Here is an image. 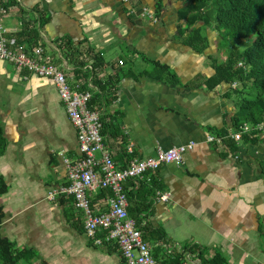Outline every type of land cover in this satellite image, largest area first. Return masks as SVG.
I'll return each instance as SVG.
<instances>
[{
  "label": "crops",
  "instance_id": "obj_1",
  "mask_svg": "<svg viewBox=\"0 0 264 264\" xmlns=\"http://www.w3.org/2000/svg\"><path fill=\"white\" fill-rule=\"evenodd\" d=\"M160 1L157 11V0H17L8 5L13 7L3 22L28 47L42 44L72 81H87L94 93V76L117 80V98L106 105V116L119 128L118 135L110 136L117 166L125 165L130 141L141 158L155 155L158 147L195 141L181 163L147 173L162 193H170L168 200L151 196L144 213V237L157 251L158 264L176 253L184 255L183 264H201L202 251L207 260L220 253L226 264H261L264 132L244 133L247 137L243 134L239 141L227 139L226 147L207 141L208 135L234 131L239 98L231 91L239 84L212 82L217 64L228 58L229 44L215 23L196 21L190 26L181 18L185 0ZM192 27L204 41L188 42ZM67 41L80 51H70ZM96 54L103 58L98 70L93 67ZM80 60L85 65L78 68ZM43 108L56 114L58 152L50 145L39 150L40 141L24 134L37 131L27 116ZM20 113L24 122L15 118ZM0 119L8 141L0 174L10 185L0 195V231L17 248H33L41 257L21 264H124L119 249L110 252L108 245H97L87 235L73 197L48 200L51 188L68 182L65 158L79 156L77 131L55 83L27 73L19 77L12 63L0 60ZM102 190L109 191L91 195L96 211L109 208L110 194L100 196ZM132 209L137 202L129 199L135 217Z\"/></svg>",
  "mask_w": 264,
  "mask_h": 264
},
{
  "label": "built area",
  "instance_id": "obj_2",
  "mask_svg": "<svg viewBox=\"0 0 264 264\" xmlns=\"http://www.w3.org/2000/svg\"><path fill=\"white\" fill-rule=\"evenodd\" d=\"M7 1L0 0V60L12 63L19 77L27 73L52 80L77 131L79 156L75 160L65 158L68 182L51 188L47 193L48 200L54 201L63 195L73 197L74 205L83 213L87 235L97 245H117L125 264H158L151 244L144 237L146 215L136 218L130 214L128 192L140 187L143 181L151 183L153 178L147 175L148 172L164 164L181 163L185 153L194 148L195 141L166 149L158 147L155 155L144 158L136 155L134 143L130 141L124 150L125 165L117 166L111 155V137L103 134L104 123L108 119L106 106L92 107L93 91L89 83L72 81L60 61L42 44L28 47L19 41L3 22L13 7L6 5ZM144 12L153 17L147 7ZM254 131L264 132V121L244 123L227 136L208 135L207 141L226 147L229 139L239 141L244 133ZM127 183L131 184L127 186ZM101 189H108L111 193L107 198L109 208L106 211H96L91 201V195ZM156 195L163 200L170 198V193L160 190Z\"/></svg>",
  "mask_w": 264,
  "mask_h": 264
},
{
  "label": "trees",
  "instance_id": "obj_3",
  "mask_svg": "<svg viewBox=\"0 0 264 264\" xmlns=\"http://www.w3.org/2000/svg\"><path fill=\"white\" fill-rule=\"evenodd\" d=\"M187 5L181 9L180 17L184 18L190 26L196 21H203L205 25L215 27L221 31V37L224 43L228 44L232 39V47H229L228 58L226 61L217 64L216 74L212 78L213 84L225 82L239 85L232 89L239 100L236 101L237 111L233 115V129L238 130L244 123H260L264 121V0H185ZM17 3V0H8L6 5ZM157 11L161 9V1L157 0ZM189 26V27H190ZM188 42L204 41V38L198 37L200 32L192 27ZM195 33V34H194ZM22 41V39H20ZM71 51L73 46L71 42L66 43ZM74 49L72 52H79ZM92 51V50H91ZM94 69H100L103 58L100 55L93 57ZM85 65L81 60L78 61V68ZM100 67V68H99ZM80 71V70H79ZM95 77V76H94ZM93 82L98 87L90 101L93 106H106L117 98L116 83L114 78L106 80L98 79ZM91 88V87H90ZM94 90L95 88H91ZM103 119H105L103 117ZM119 128L114 121L106 119L103 128V134L110 136L118 135ZM248 135V134H247ZM244 134L245 137H247ZM230 140V139H229ZM231 140V146L234 143ZM8 141L5 135L4 123L0 119V157L7 150ZM142 184L138 189L130 190L128 197L137 202V209H132L131 213L139 218L142 214L149 211L156 190H161L157 181L152 184ZM10 188L6 178L0 174V195L8 192ZM111 194L109 191L102 190L100 196L106 197ZM74 203V199H71ZM142 200L144 203L138 201ZM135 211V212H134ZM148 214V213H147ZM4 218L3 207L0 206V225ZM145 231L147 226L144 228ZM159 237V236H157ZM158 239V238H157ZM197 249V248H196ZM198 250V249H197ZM108 251L117 252V245L108 246ZM155 258L158 257L157 251H153ZM201 264H226L227 260L220 253H216L211 259L204 258V251L200 252ZM41 259L39 253L30 247L17 248L15 243L5 238L0 231V264H21V262L31 263L35 259ZM185 257L182 253H176L172 257L167 256L160 264H183ZM122 262L125 261L122 258Z\"/></svg>",
  "mask_w": 264,
  "mask_h": 264
},
{
  "label": "rangeland",
  "instance_id": "obj_4",
  "mask_svg": "<svg viewBox=\"0 0 264 264\" xmlns=\"http://www.w3.org/2000/svg\"><path fill=\"white\" fill-rule=\"evenodd\" d=\"M232 39L229 41V47H232ZM227 46V47H228ZM228 47V48H229ZM230 50V49H229ZM229 52V51H228ZM34 100V99H33ZM32 104H27L26 107H31ZM55 113H52L49 109L43 108V110L39 112H33L32 114H28L27 121L32 127H36L37 131L33 132L32 134H29L27 130H24L25 133L30 139H35L40 141V146L38 149L42 150L46 146H52L55 151L58 152L60 149V141H58L59 138V127L55 125ZM22 114L20 113L15 118L19 117L18 120H20V117ZM58 117V116H57ZM20 122H24V119L21 118ZM26 129V128H25ZM42 132L44 135L41 137ZM262 132V131H261ZM37 136L39 138H37ZM259 136L256 135V138ZM48 144V145H47Z\"/></svg>",
  "mask_w": 264,
  "mask_h": 264
}]
</instances>
